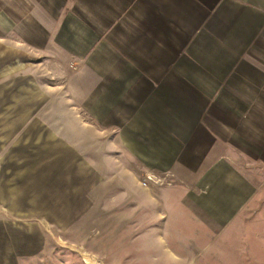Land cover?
Segmentation results:
<instances>
[{"label": "crops", "instance_id": "1", "mask_svg": "<svg viewBox=\"0 0 264 264\" xmlns=\"http://www.w3.org/2000/svg\"><path fill=\"white\" fill-rule=\"evenodd\" d=\"M0 5H11L16 13L34 6L27 10L29 40L22 41L19 17H5L1 10L0 42L35 40L46 26L35 15L41 5L43 16L53 20L45 44L74 61L80 83L84 74L97 79L90 90L76 84L79 107L90 106L97 122L107 121L109 133L123 141L115 154L132 162L131 167H107L108 174L91 167L95 179L87 189L90 200L112 202L102 212L109 221L106 227H124L120 220L126 217L117 209L134 200L140 207L147 201V206L162 208L147 219L170 220L180 205L174 195L187 187L188 177L200 178V172L218 180L209 186L227 187L228 173L239 169L227 167L224 156H234L231 163L241 160L228 139L255 141L253 169L264 179V0H0ZM10 32L8 42L5 33ZM158 140L166 146H149L148 141ZM240 154L253 156L244 150ZM187 157L194 159L193 165L180 160ZM140 171L167 176L172 188H142ZM50 178L51 170L44 181ZM84 192L77 188L74 213L62 218L60 231L67 229V217L81 226ZM32 226L42 246L48 244L44 227L51 225Z\"/></svg>", "mask_w": 264, "mask_h": 264}, {"label": "rangeland", "instance_id": "2", "mask_svg": "<svg viewBox=\"0 0 264 264\" xmlns=\"http://www.w3.org/2000/svg\"><path fill=\"white\" fill-rule=\"evenodd\" d=\"M31 7L16 13L11 5H0L5 17H19L20 41L29 40ZM36 8V19L46 26L35 40L0 42V264H89L84 253L97 264H264V181L253 169L257 163L251 139H228L241 160L231 163L234 156H224L227 167L239 169L228 173L227 187L209 186L218 180L200 172V178L188 177L187 187L174 195L180 205L171 209L170 220L147 219L162 208L147 206L142 197L141 207L135 200L118 207L126 217L120 220L124 227H106L109 221L102 212L112 202L90 200L87 189L95 179L91 167L108 174L107 167H131L132 162L129 156L115 154L123 141L109 133L107 121L97 122L90 106L79 107L76 84L90 90L97 79L84 74L80 83L74 61L45 44L53 20L43 16L41 5ZM5 34L10 42L11 32ZM148 142L157 149L166 146V141ZM241 150L253 156H241ZM180 160L194 164L193 158ZM245 167L254 171L244 172ZM49 170L51 180L45 182ZM148 173L161 175L140 171V183ZM166 177L147 187L172 188ZM77 188L85 191L80 202L84 219L80 226L79 220L67 217V229L60 231L62 218L74 213ZM32 224L51 225L44 227L48 244L42 246Z\"/></svg>", "mask_w": 264, "mask_h": 264}, {"label": "built area", "instance_id": "3", "mask_svg": "<svg viewBox=\"0 0 264 264\" xmlns=\"http://www.w3.org/2000/svg\"><path fill=\"white\" fill-rule=\"evenodd\" d=\"M160 182H162L161 178H158V177H156V176H154L152 174H145L143 180L140 183V185L142 187L146 188L149 183L158 184Z\"/></svg>", "mask_w": 264, "mask_h": 264}, {"label": "bare ground", "instance_id": "4", "mask_svg": "<svg viewBox=\"0 0 264 264\" xmlns=\"http://www.w3.org/2000/svg\"><path fill=\"white\" fill-rule=\"evenodd\" d=\"M84 259L89 263V264H97L93 261V258L91 259L89 256H87L85 253L83 254Z\"/></svg>", "mask_w": 264, "mask_h": 264}]
</instances>
